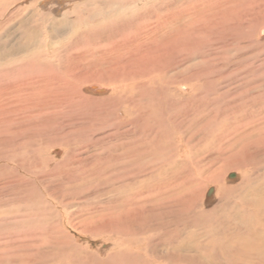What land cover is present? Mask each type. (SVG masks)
<instances>
[{
  "label": "rangeland",
  "instance_id": "1",
  "mask_svg": "<svg viewBox=\"0 0 264 264\" xmlns=\"http://www.w3.org/2000/svg\"><path fill=\"white\" fill-rule=\"evenodd\" d=\"M59 1H0V30L11 45L21 25L46 39L80 0ZM169 3L119 26L118 36L153 29L137 45L110 51L105 24L64 32L55 58L16 66L14 81L76 78L24 132L1 135L0 264H238L227 227L243 230L264 207V0Z\"/></svg>",
  "mask_w": 264,
  "mask_h": 264
},
{
  "label": "bare ground",
  "instance_id": "2",
  "mask_svg": "<svg viewBox=\"0 0 264 264\" xmlns=\"http://www.w3.org/2000/svg\"><path fill=\"white\" fill-rule=\"evenodd\" d=\"M2 3L7 2V0H0ZM68 1H74V0H68ZM172 0H80L79 2H76V5H74L71 9L72 11L67 12L63 18H61V21H53L51 22V27H49V31H46L48 33L47 37L49 36V39L46 40L44 38H41V33L36 30L35 27L32 29V27H25V25H21L22 31L20 34V40L17 44L11 45L10 41H8V34L4 36L5 31L0 30V72L2 76H0V124H5L4 127H0V139L3 138L1 135H4V137L12 136V134L16 135L18 133H22L25 131V127L30 122V120H34L36 122V119L39 120V118L43 115L42 113L45 112V110L53 109L54 106H58V103L62 101V99L66 98L64 97L66 92L70 91L71 89V80H73V76H75V72L73 70H67L66 77L62 76V74H57L56 76H49L51 79H47L45 75L35 76V78H29V79H22L19 78L17 81H14L13 76L14 74L17 75L15 72V68L18 65H23L27 63L28 61L34 59V58H45V55L48 54L50 56H54L55 58V51L57 48H55V45L61 44L59 37L64 32L70 33L69 37L73 38L77 35H79L81 32H91L92 30L98 31H104L106 28L105 24H108L109 30L114 33L113 37L109 40V44L113 45L109 47L110 51L116 50L115 48H119L121 46L127 45L128 43L136 44L138 43L137 40H144L146 41L149 37H151V33L154 32L152 28H146L147 24L145 25V28L143 33L140 34V32L135 33L134 37H131L127 35L118 36L116 35L119 29V26L121 28V25L126 22V19L132 17L130 16L133 13H137L136 15L140 14V11L149 10L147 8H150L151 6L154 9H159L160 11V4L171 5ZM175 1V0H173ZM182 1V0H181ZM202 1V0H200ZM208 1V0H207ZM210 1V0H209ZM13 2V1H12ZM12 2H10L12 4ZM60 4H62V0L59 1ZM198 2V1H197ZM205 2V1H204ZM220 2V0H219ZM223 2V1H221ZM227 2V1H226ZM260 2V1H259ZM202 3V2H201ZM243 3V2H242ZM6 4H9L8 2ZM199 4V3H198ZM70 5V4H69ZM164 5H162L164 7ZM183 5V4H182ZM213 5V4H212ZM215 5V4H214ZM218 6V5H217ZM226 6V5H225ZM212 7V6H210ZM216 7V6H215ZM214 7V8H215ZM220 7V6H219ZM5 8V7H4ZM261 8V7H260ZM10 9V8H9ZM20 9V8H19ZM166 9V7H165ZM192 9V8H191ZM206 9V8H205ZM204 9V10H205ZM207 9H210L207 7ZM225 9V8H224ZM5 10V9H4ZM151 10V9H150ZM149 10V11H150ZM198 10V9H197ZM215 11V9H213ZM243 10V9H242ZM169 11V10H168ZM167 11V12H168ZM186 11V10H184ZM200 12V10H198ZM203 11V6L202 10ZM212 11V12H214ZM234 11V10H233ZM1 12V11H0ZM152 12V10H151ZM170 12V11H169ZM187 12V11H186ZM198 12V13H199ZM244 12V11H243ZM2 13V12H1ZM147 13H149L147 11ZM164 13V12H163ZM185 13V12H184ZM195 14L194 12H190ZM209 13V12H208ZM232 13V12H231ZM14 14V13H13ZM145 14V12H143ZM168 14V13H167ZM246 14V13H245ZM201 15V14H199ZM204 15V14H202ZM214 15V14H213ZM223 15V14H222ZM220 16V15H219ZM45 17V16H44ZM168 17V16H167ZM170 17V16H169ZM182 17V16H181ZM243 17V16H242ZM47 18H50L47 16ZM8 19V18H7ZM52 19V18H51ZM90 19V20H88ZM102 19L103 22H99L98 20ZM159 19V18H158ZM166 19V18H164ZM227 19V18H226ZM6 20V19H5ZM163 20V18H162ZM161 20V21H162ZM173 20V19H172ZM26 21L29 22L27 19ZM90 21V22H87ZM91 21H94V24H100L101 27H97L96 29H89L90 26H92ZM166 21V20H164ZM6 22V21H5ZM46 22V21H45ZM4 23V22H2ZM161 23V22H160ZM88 24V28H86ZM163 24V23H162ZM170 24V23H169ZM172 24V23H171ZM251 24V23H250ZM167 25V24H165ZM243 25V24H242ZM157 26V25H156ZM230 26V25H229ZM25 27V28H24ZM117 27V28H116ZM140 27V25H139ZM138 27V29H139ZM242 27V26H241ZM24 28V29H23ZM4 30V29H3ZM114 30V32H113ZM140 30V29H139ZM162 30V29H161ZM164 30V28H163ZM166 30V29H165ZM249 30V29H248ZM138 31V30H137ZM143 31V30H142ZM159 31V30H158ZM147 33L144 35V33ZM162 32V31H161ZM164 32V31H163ZM176 32V31H175ZM179 32V31H178ZM181 32V31H180ZM101 33V32H100ZM110 34V33H109ZM126 34V33H125ZM130 34V33H129ZM140 34V35H139ZM112 35V34H111ZM153 35V33H152ZM170 35V34H169ZM237 37V36H236ZM240 37V36H239ZM153 38V37H152ZM238 38V37H237ZM177 39V38H176ZM248 39V38H247ZM64 40V39H63ZM51 41V42H50ZM76 42V41H75ZM142 42V41H141ZM169 42V41H168ZM167 42V43H168ZM65 43V42H64ZM71 43V42H70ZM172 43V41L170 42ZM98 44V43H97ZM95 44V45H97ZM102 44V43H101ZM108 44V43H107ZM108 44V45H109ZM160 44V43H159ZM249 44V43H248ZM125 45V46H126ZM137 45V44H136ZM161 45V44H160ZM168 45V44H167ZM158 46V45H157ZM169 46V45H168ZM136 47V46H135ZM133 47V48H135ZM167 47V46H166ZM126 48V47H125ZM124 48V49H125ZM163 48V47H162ZM52 49V51L50 50ZM107 49V48H106ZM127 49V48H126ZM136 49V48H135ZM140 49V48H139ZM169 49V48H168ZM166 50V49H165ZM45 51V52H44ZM128 51V50H127ZM116 52V51H115ZM177 53V52H176ZM182 53V52H181ZM114 54V53H113ZM116 54V53H115ZM117 56V55H116ZM133 56V55H131ZM58 57V56H57ZM134 57V56H133ZM189 58V57H188ZM75 59V58H74ZM78 59V58H77ZM111 59V58H110ZM150 59V58H149ZM114 60V59H113ZM137 60V59H136ZM76 61V59H75ZM112 61V60H111ZM160 61V60H159ZM197 61V60H196ZM31 62V61H30ZM47 62V61H46ZM123 62V61H122ZM116 63L120 64L121 62L119 60H116ZM115 63V65H116ZM79 64V63H78ZM154 64V63H153ZM174 64V63H173ZM125 65V64H124ZM24 66V65H23ZM72 66V64H71ZM48 67V66H47ZM54 67V66H53ZM112 67V65H111ZM124 66L121 65V69H123ZM119 68V67H118ZM118 68H113L112 70H117ZM130 68V66H129ZM127 69V68H126ZM125 69V70H126ZM171 69V68H170ZM178 69V68H177ZM180 69V68H179ZM18 70V69H17ZM53 70V68H52ZM55 70V69H54ZM110 70V69H108ZM167 70V69H166ZM182 70V69H180ZM20 71V70H19ZM21 71H24L22 69ZM20 71V72H21ZM41 71V70H40ZM124 71V70H123ZM173 71V70H172ZM19 72V74H20ZM116 72V71H115ZM126 72V71H124ZM123 72V73H124ZM134 72V71H133ZM175 72V71H174ZM181 72V71H180ZM178 72L179 74H181ZM28 73V72H27ZM118 73L120 74L119 70ZM126 73H129L126 72ZM171 73V72H170ZM18 74V76H19ZM56 74V73H55ZM65 74V73H64ZM134 74V73H133ZM137 75V73H135ZM177 74V72H176ZM13 75V76H11ZM111 81L115 80L120 83V80H123V77H120V75H116L114 73L107 74ZM106 75V76H107ZM123 75V74H122ZM127 75V74H124ZM132 75V74H130ZM173 76H175L174 73H172ZM134 76V75H133ZM17 77V76H15ZM23 77V76H21ZM136 77V76H134ZM76 78V76H75ZM91 78V76H90ZM129 78V76L127 77ZM132 78V77H131ZM137 78V77H136ZM175 78V77H174ZM173 78V79H174ZM71 79V80H70ZM88 79V78H87ZM103 79V78H101ZM2 80V81H1ZM48 80V82H47ZM80 80V79H79ZM106 80V79H105ZM127 80V79H125ZM130 81V79H128ZM137 80V79H136ZM179 81L183 80L182 78L178 79ZM178 81V82H179ZM47 82V83H46ZM82 82V81H81ZM171 82V81H170ZM169 82V83H170ZM80 83V82H79ZM116 84V83H115ZM179 84V83H177ZM183 84V82H182ZM118 85V84H117ZM101 85L98 84H92L88 89L95 90L98 92H103V87H100ZM81 90V89H80ZM90 90V91H91ZM107 90V89H106ZM94 91V92H95ZM84 92V91H83ZM126 92V91H124ZM96 93V92H95ZM106 93V92H105ZM71 94V93H69ZM80 94H82L80 92ZM79 94V95H80ZM100 94V93H99ZM124 94V93H123ZM126 95V93H125ZM122 96V95H121ZM64 97V98H63ZM79 97V96H78ZM82 97V96H81ZM73 98V97H72ZM122 98V97H121ZM117 99V98H115ZM120 99V95L119 98ZM117 99V100H118ZM70 100V99H69ZM84 100V99H83ZM86 101V100H85ZM89 101V100H88ZM128 102V101H126ZM130 102V101H129ZM88 103V102H86ZM123 103V102H122ZM132 103V102H131ZM114 104V103H113ZM130 104V103H129ZM133 104V103H132ZM83 108V107H82ZM128 108V106H127ZM132 108V107H131ZM188 110V109H187ZM32 111V112H31ZM35 112L34 116L33 113ZM125 113L128 114V109L124 110ZM48 113V112H47ZM53 117V116H52ZM43 118V117H42ZM105 119V118H104ZM44 121V119H43ZM128 121V120H127ZM41 122L39 121V124ZM50 123V122H49ZM239 123V122H238ZM33 125V124H32ZM36 125V124H35ZM31 125H28V127ZM37 126V125H36ZM54 126V124H53ZM32 128V127H29ZM45 128V127H44ZM4 129V131H2ZM34 131V130H33ZM4 132V133H3ZM241 132V131H240ZM29 133V131H28ZM33 133V132H32ZM31 133V134H32ZM158 134V133H157ZM34 135V134H33ZM56 135V134H55ZM164 135V134H162ZM20 137V136H19ZM163 137V136H162ZM230 137V136H229ZM13 138V137H12ZM7 139V138H6ZM14 140V138L12 139ZM66 140V139H65ZM2 141V140H1ZM14 142V141H13ZM61 142V141H60ZM18 143V141H17ZM20 143V142H19ZM24 143V142H23ZM64 143V142H63ZM11 144V143H10ZM16 144V142H15ZM25 144V143H24ZM33 145V144H32ZM162 145V144H161ZM6 146V145H5ZM4 146V147H5ZM22 146V145H21ZM24 146V145H23ZM22 146V147H23ZM9 147V146H8ZM15 147V146H14ZM26 147V145L24 146ZM158 147V146H157ZM11 148V147H9ZM17 148V147H16ZM2 149V147L0 148ZM18 149V148H17ZM29 149V148H28ZM154 149V148H152ZM156 149V148H155ZM32 150V148H31ZM159 150V149H158ZM13 151V148H12ZM24 151V150H23ZM30 151V150H27ZM26 151V152H27ZM43 151V150H42ZM112 151V150H111ZM1 154V153H0ZM3 156V155H2ZM5 156V155H4ZM81 156V155H80ZM1 157V155H0ZM3 158V157H2ZM5 158V157H4ZM238 160V159H237ZM40 161V160H39ZM95 161V160H94ZM19 162V161H18ZM41 162V161H40ZM39 162V163H40ZM97 162V160H96ZM251 162V161H250ZM110 164V163H109ZM240 164V161H239ZM101 165V164H100ZM111 165V164H110ZM19 166V165H18ZM121 166V165H120ZM24 167V166H23ZM51 167V166H50ZM96 167V166H95ZM26 168V167H25ZM42 168V167H41ZM119 168V167H118ZM22 169V167H21ZM51 169V168H50ZM121 169V168H120ZM91 169H89L90 171ZM24 171V170H23ZM92 171V170H91ZM15 172V171H14ZM29 172V171H28ZM52 172V171H51ZM135 172V171H134ZM39 174V173H38ZM43 174V173H42ZM45 175V174H44ZM98 175V174H97ZM9 177V176H7ZM9 180V179H8ZM244 180V179H243ZM17 181V179L15 180ZM19 181V180H18ZM10 182V181H9ZM6 183V182H5ZM30 183V182H29ZM4 184V183H3ZM218 184V183H217ZM221 184V181H220ZM2 185V184H1ZM8 185V184H7ZM27 185V184H26ZM219 186V185H218ZM224 186V185H220ZM228 187V186H227ZM223 188V187H222ZM225 188V187H224ZM230 188V187H229ZM230 190V189H229ZM232 190V189H231ZM233 191V190H232ZM235 191V190H234ZM138 193V192H137ZM259 193V192H258ZM134 194V193H133ZM264 195V194H262ZM11 196V195H10ZM259 196V195H258ZM148 197V196H147ZM197 199V198H196ZM260 201V200H259ZM257 203V202H256ZM251 204V203H250ZM252 206V205H251ZM131 208V207H130ZM130 210V209H129ZM132 210V209H131ZM250 210V209H249ZM254 211H248L249 214H247L249 217L252 218V221H248L246 219L245 226L242 230L241 229H235L239 228L238 226L234 228H229L227 231L226 236L229 248L226 250V253H229L234 256L233 260H237L236 262L241 264H264V239L263 235L261 233V230L264 231V207L258 206L257 209H253ZM133 212L134 209L132 210ZM128 212V211H126ZM131 212V211H130ZM125 213V212H124ZM132 214V212H131ZM245 214V213H244ZM126 216V215H125ZM124 216V218H126ZM130 217V214H129ZM246 217V215L244 216ZM248 221V222H247ZM231 222V221H230ZM242 224V222H241ZM237 225V224H236ZM244 225V224H243ZM226 228V226H225ZM218 229V227H217ZM261 229V230H260ZM150 232V231H149ZM144 233V232H143ZM140 234V233H139ZM217 234V232H216ZM219 235V234H218ZM222 235V234H221ZM252 236V238H251ZM260 236V237H259ZM126 237V236H125ZM224 237V236H223ZM250 237V238H249ZM196 238V237H195ZM199 238V237H197ZM190 240V239H189ZM193 240V239H192ZM199 240V239H198ZM202 241V240H201ZM200 241V242H201ZM224 241V239H223ZM186 242V241H185ZM195 242V241H194ZM198 243V242H197ZM226 242H224L225 245ZM205 244V243H204ZM218 244L217 238H214L213 242L209 241V245L216 246ZM222 244V243H221ZM196 245V244H195ZM198 245V244H197ZM224 247H227L226 245ZM215 248V247H214ZM222 249V248H221ZM223 250V251H224ZM231 257V256H230Z\"/></svg>",
  "mask_w": 264,
  "mask_h": 264
}]
</instances>
